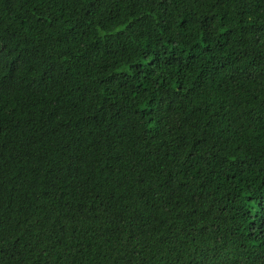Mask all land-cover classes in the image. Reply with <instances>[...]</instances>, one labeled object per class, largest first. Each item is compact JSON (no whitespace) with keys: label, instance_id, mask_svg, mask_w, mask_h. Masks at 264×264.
Instances as JSON below:
<instances>
[{"label":"trees","instance_id":"16d2710c","mask_svg":"<svg viewBox=\"0 0 264 264\" xmlns=\"http://www.w3.org/2000/svg\"><path fill=\"white\" fill-rule=\"evenodd\" d=\"M0 264H264V0H0Z\"/></svg>","mask_w":264,"mask_h":264}]
</instances>
